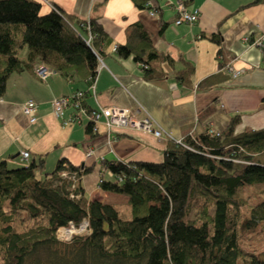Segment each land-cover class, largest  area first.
Returning a JSON list of instances; mask_svg holds the SVG:
<instances>
[{
    "label": "trees",
    "instance_id": "trees-1",
    "mask_svg": "<svg viewBox=\"0 0 264 264\" xmlns=\"http://www.w3.org/2000/svg\"><path fill=\"white\" fill-rule=\"evenodd\" d=\"M107 1L95 3L89 18H80L56 4L43 13L37 0H0V98L11 74L32 69L37 59L90 85L112 41L100 22ZM132 1L139 8L160 6V0ZM208 37L221 43L219 33ZM115 47L118 56H132L148 80L164 75L159 61H173L155 48L140 22L131 23L126 41ZM182 63L176 79L191 85L195 67ZM225 78L214 74L197 87L211 88ZM83 104L91 109L85 98ZM238 121L234 116L223 133L167 140L158 162L103 159L99 186L128 197L129 217L112 203L85 196L81 179L95 164L75 166L61 158L39 177L36 169L45 154L14 167L0 159L2 264H32L43 248H50L49 264H264V252L240 243V230L264 222V201L250 205L242 194L245 186L264 183V128L235 134ZM97 131L89 121L86 132L96 136ZM63 171L75 179L62 177ZM244 206L251 216L241 221ZM85 218L90 231L70 240L57 237L58 228Z\"/></svg>",
    "mask_w": 264,
    "mask_h": 264
},
{
    "label": "crops",
    "instance_id": "crops-1",
    "mask_svg": "<svg viewBox=\"0 0 264 264\" xmlns=\"http://www.w3.org/2000/svg\"><path fill=\"white\" fill-rule=\"evenodd\" d=\"M37 1L42 4L43 13L56 4L80 18H89L94 4L102 0ZM171 1L178 0H160L158 9L139 8L132 0H108L102 6L100 22L112 41L104 47L95 93L85 79L66 75L51 64L47 65L53 73L46 80L40 79L35 72L36 66L44 64L40 59L32 69L12 73L0 98V159L8 164L28 163L45 154L43 166L36 169L39 177L52 171L61 158L75 166L95 164L93 171L81 179L85 196L118 207L128 204V197L102 190L101 161L158 162L164 157L162 148L167 140L135 128L116 129L108 134L102 122L97 124V135L91 136L86 132L89 119L85 116L63 124V120L73 116V107L66 108L62 117L55 116L54 98L83 90L90 108L119 106L135 112L138 118L147 111L181 140L206 131L223 133L236 115L239 121L235 134L264 128V53L252 45V40L264 33V1L180 0L187 10L199 11L196 22L180 24H176L178 11ZM134 22H140L150 33L155 48L173 60L157 63L164 72L160 78L145 79L132 56L120 57L114 50L116 44L126 41L128 26ZM212 33L221 35L220 44L208 37ZM26 56L24 49L23 57ZM182 59L195 67L191 85L176 79L183 68ZM214 74H224L226 78L211 88L197 87ZM29 99L38 103L35 123L22 110V104ZM140 105L144 109L137 112ZM89 148L94 150L92 157L87 156ZM22 151H29L30 157L23 159Z\"/></svg>",
    "mask_w": 264,
    "mask_h": 264
},
{
    "label": "built area",
    "instance_id": "built-area-1",
    "mask_svg": "<svg viewBox=\"0 0 264 264\" xmlns=\"http://www.w3.org/2000/svg\"><path fill=\"white\" fill-rule=\"evenodd\" d=\"M150 4V3H149ZM171 4L176 8L178 11V16L176 19V24H180L183 22L187 23H194L197 21L199 16V11H189L185 7L184 3L180 0L178 1H171ZM152 14H155L154 11H151ZM91 35L87 39V42L90 43ZM249 40V38H246ZM252 45L262 48L264 46V33L261 37L252 41ZM116 50V47L114 48ZM103 65V60L99 57V65L97 67V72L99 71L100 67ZM35 72L37 76L42 79L46 80L53 71L46 66L45 64H40L35 67ZM96 79L89 85L90 90L95 93L96 88ZM85 91L83 90H76L69 95H64L61 97L54 98L52 100L53 111L56 117H62L64 111L68 107H73L75 112L72 117L63 120V124H69L72 122H77L82 119L83 116L87 117L89 121L94 122V128L98 130V122H102L106 126V132L111 134L116 129L122 128H135L141 129L146 132L153 134L157 139H174L178 142L181 139H176L171 132L165 130L158 121L147 111H145V115L142 118L136 117V113L132 112L131 110L119 106H104L100 108H91L87 109V107L83 104V100L85 98ZM144 109L143 106H139L140 111ZM22 110L25 114L28 115L29 120L31 123H35L38 119V103L33 100L29 99L22 104ZM23 159H28L30 157L29 151H22L21 152ZM94 155V150L89 148L87 152L88 157H92ZM109 176H113V173L107 171ZM62 177H70L71 179H75V174L71 173L68 174L67 171L61 172ZM90 231L89 222L85 218L81 221L79 225L70 222L68 226H62L57 229L56 234L57 237L61 240H70L75 234L85 233Z\"/></svg>",
    "mask_w": 264,
    "mask_h": 264
},
{
    "label": "rangeland",
    "instance_id": "rangeland-1",
    "mask_svg": "<svg viewBox=\"0 0 264 264\" xmlns=\"http://www.w3.org/2000/svg\"><path fill=\"white\" fill-rule=\"evenodd\" d=\"M261 159H264V154L260 156ZM26 164V162H18L16 164L10 162L9 166L14 167L19 164ZM48 166V165H47ZM243 197L247 200L250 205H256L264 201V183L254 184L251 186H245L243 188ZM122 203V202H121ZM120 211L126 215L130 216V205L129 204H120L118 205ZM251 210L249 207H242L241 212V221L246 218H250ZM240 243L241 245L250 251L256 253L264 252V222L260 221L256 228L254 229H242L240 230ZM50 248H43L39 252V256H34L30 259L32 264H35V261L38 260L40 263L49 264ZM0 264H2V259L0 257Z\"/></svg>",
    "mask_w": 264,
    "mask_h": 264
}]
</instances>
